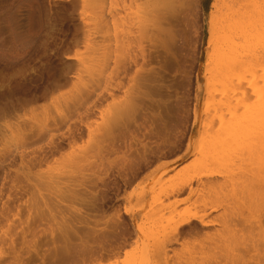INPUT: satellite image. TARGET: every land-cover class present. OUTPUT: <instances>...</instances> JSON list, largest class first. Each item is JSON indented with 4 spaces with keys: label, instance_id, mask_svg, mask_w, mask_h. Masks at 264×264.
<instances>
[{
    "label": "rangeland",
    "instance_id": "obj_1",
    "mask_svg": "<svg viewBox=\"0 0 264 264\" xmlns=\"http://www.w3.org/2000/svg\"><path fill=\"white\" fill-rule=\"evenodd\" d=\"M156 1L0 0V264H156L161 168L239 174L219 142L260 108L264 61L209 85L214 0L165 1L151 22ZM179 197L165 204L198 198Z\"/></svg>",
    "mask_w": 264,
    "mask_h": 264
},
{
    "label": "bare ground",
    "instance_id": "obj_2",
    "mask_svg": "<svg viewBox=\"0 0 264 264\" xmlns=\"http://www.w3.org/2000/svg\"><path fill=\"white\" fill-rule=\"evenodd\" d=\"M165 1L167 3L172 0H157L152 4L150 3L152 10H149L147 6L146 14L151 15V22L153 19L155 21L162 19L159 10H163L161 7L167 5ZM139 22L145 23L146 20L142 18ZM261 61H264V0H214L212 11L209 14L204 64L205 74L211 75L205 77L207 83L209 84L211 78L223 77V81L224 78L231 79L228 76L235 74L234 71L245 70L244 68L250 69ZM243 74L241 75L243 76ZM216 81L217 79H215ZM215 89L213 91H216ZM243 90L245 91V89ZM260 91L262 104L252 116L253 121L250 119L251 117L249 118L250 122L245 118L239 125L236 124L237 126L226 127L220 138L221 141L217 140L220 149L223 147V154L228 150V154L235 155V158L229 157L231 160L235 161L237 158V162L241 160L238 163L239 168L237 165L239 172L236 173L239 174H233L228 185L223 186L222 179L223 184L219 182L218 179L221 178V174L217 170H208L206 167L209 164L206 165V162L202 163L200 170L194 174L188 173L184 167L178 169L179 161L167 164L165 168L162 164L160 165L163 168L153 181L155 185H149V190L151 194L155 193V197L146 212L147 219L153 223H158L162 218L168 217V221H166L168 224L164 225L162 238L159 237L157 239L159 241L153 243L152 252L156 264H263L264 91L259 89L258 92ZM216 144L217 146L215 144L214 146L217 148L214 146L212 148L217 151L214 149L213 154L215 155L211 157L215 160L219 155L215 152L218 150L220 152L219 144ZM204 159L205 157L203 161ZM235 164L232 165L231 163L229 167L231 165L234 167ZM232 170L231 174L235 173L234 168ZM225 171L227 170L225 169ZM171 172L175 174H172L173 178L168 177L172 179H167V183L166 176L170 175ZM228 175L231 176L230 172ZM169 180L172 183H169ZM156 191L158 192L156 193ZM184 194L189 197L198 196V198L192 203L188 201L190 205L185 203L187 207L183 206L185 198L178 201L175 199L174 203H168L169 205L165 204L170 198ZM216 226L218 228H215ZM135 227L141 234L142 227L138 224H135ZM206 228H213V230L203 231L204 237H200L198 234L202 239L198 240L197 243L193 240L192 245L190 244L191 241L183 245L187 241V234L193 236L191 233L195 234V232L198 233V231ZM180 244L187 248L186 250L184 248L185 251L182 250L181 253H178L177 249L171 248L173 245ZM188 245L189 247H186Z\"/></svg>",
    "mask_w": 264,
    "mask_h": 264
}]
</instances>
